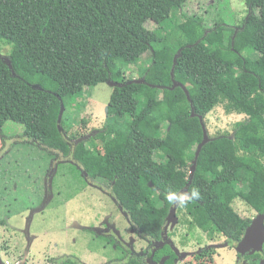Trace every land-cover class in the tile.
<instances>
[{
    "label": "trees",
    "instance_id": "16d2710c",
    "mask_svg": "<svg viewBox=\"0 0 264 264\" xmlns=\"http://www.w3.org/2000/svg\"><path fill=\"white\" fill-rule=\"evenodd\" d=\"M189 1L0 0V44L10 48L7 59L0 55V131L20 125L28 143L73 159L90 180L107 184L144 240L162 241L174 208L165 195L197 187L201 199L177 208L180 224L209 241L239 242L252 219L233 202L255 217L264 213V0H244L239 25L218 20L211 28L182 14ZM150 22L157 28L149 30ZM147 52L150 62L139 69ZM130 69L140 77L127 75ZM108 82L120 86L103 127L86 136L66 130L64 118L60 131L61 102ZM218 107L244 119L232 134L208 136L197 155L200 118ZM161 261L175 264L169 246L155 254Z\"/></svg>",
    "mask_w": 264,
    "mask_h": 264
},
{
    "label": "rangeland",
    "instance_id": "374dc122",
    "mask_svg": "<svg viewBox=\"0 0 264 264\" xmlns=\"http://www.w3.org/2000/svg\"><path fill=\"white\" fill-rule=\"evenodd\" d=\"M247 13L244 0H190L182 11L187 16L202 17L208 28L218 20L234 27ZM147 28L154 30L157 26L150 22ZM9 53L10 48L0 44V55L7 59ZM149 62L147 52L137 66L144 69ZM131 71L134 80L140 77L137 69H130L127 75ZM112 89L113 83L108 82L85 90L74 103L69 99L63 101L65 129L73 126L88 135L99 131L106 120ZM243 119L242 116H227L223 108L218 107L205 117L204 125L208 136L213 138L232 134L234 124ZM82 120L85 126L81 125ZM22 134L23 128L13 122L5 124L0 131V222L8 226L0 227V246L5 249L3 253L8 262L54 264L52 261L62 260L78 264H112L125 260L127 254L145 250V240L132 232L127 215L114 203L107 184L88 181L89 187L86 177L68 161H60L50 170V162L55 157L26 143ZM45 177H50L51 195L39 210L37 208L44 202ZM233 205L243 218H255L244 202L237 200ZM178 207L176 222L170 221L164 229V242L177 251L178 264L189 261L194 264L205 249L212 254V264H234V251L218 245L223 243V237L211 242L205 234L194 229V236L182 238L187 229L180 226L182 214L177 212ZM107 225L113 227L112 233L104 232ZM27 248L31 251L29 256ZM205 259L208 258L205 256Z\"/></svg>",
    "mask_w": 264,
    "mask_h": 264
},
{
    "label": "flooded vegetation",
    "instance_id": "af4514ba",
    "mask_svg": "<svg viewBox=\"0 0 264 264\" xmlns=\"http://www.w3.org/2000/svg\"><path fill=\"white\" fill-rule=\"evenodd\" d=\"M96 132L94 131L91 135H95ZM91 135H88L86 134V136H91ZM89 138V137H88ZM26 143H28L26 141ZM53 155V154H52ZM55 158L53 161L50 162V170L55 167L57 164H59L60 161H68V162H71L73 163L74 165H76V167L80 170V172L82 173L83 176L86 177L87 179V182H93L94 183V180H90V178H88V176L84 173V171L82 170V168L71 158H64L63 159H60V157H58L57 155H53ZM49 175V172L47 174V176ZM50 177L47 178L45 177L43 179V199H44V202L42 201V204L39 208L37 209H41L43 204L46 203V201L49 199L50 195H51V190H50V181H49ZM89 182H88V186H89ZM96 182V181H95ZM94 185V184H92ZM90 187V186H89ZM102 191V190H101ZM110 192V191H109ZM104 193V192H103ZM111 198L113 199V195L111 194V192L109 193ZM38 195V194H37ZM39 196V195H38ZM15 200V199H14ZM114 203L116 204L115 200H114ZM117 205V204H116ZM118 206V205H117ZM180 226H182L183 228H186L187 229V226L185 225H182L180 224ZM0 227H4V228H7V224L5 222H0ZM9 227H13V226H9ZM106 227H108L106 229V231H104L105 233H112L113 232V227L110 226V225H107ZM131 230V229H130ZM134 230V229H133ZM132 232H135L132 231ZM100 233V232H98ZM135 234L141 239V237L135 232ZM106 235V234H104ZM186 236H194V234H192V232L190 233L188 230H187V233L182 237H186ZM166 238V237H165ZM242 239V238H241ZM144 240V239H143ZM196 241V240H195ZM241 241V240H240ZM239 241V242H240ZM146 242V248L144 251H141L139 253H132L130 255L127 254V257L125 258V260L123 261H119V262H114L112 264H115V263H122V262H126L128 261L129 259H131L132 257H135V258H140L142 260V262H144L145 264H163V261L161 262H158V263H155L154 262V257H155V254L157 253V251L161 248L164 247V245L166 246H169L171 248V246L169 244H166L164 242V233H163V238H162V241L160 243H153V242H150V241H147L145 240ZM212 242V241H211ZM239 242H229L228 240L224 239L223 243L222 244H218L219 246H223L224 248H227V249H230V250H233L234 253H235V263L234 264H264V244H262L261 247H257V248H252L250 249L249 251L247 252H244L241 256H239L237 254V252L235 251V248H234V245L237 246V244H239ZM30 245H33L30 243ZM214 245V244H213ZM172 252L175 254L176 256V261H175V264H178V260H179V256H178V253L176 250H173L171 248ZM27 255L29 256L31 254V251L28 250L27 248ZM207 250H203L201 251V255L200 257H198V261L195 262L194 264H199L203 259H205V256L208 258V259H211L212 257V254L211 253H207L206 252ZM5 252V249L2 248V246H0V262L1 264H7L8 262V259L5 258L4 256V253ZM25 253V252H24ZM9 258V257H8ZM165 258H168V257H165ZM164 258V259H165ZM57 261V260H56ZM10 262V261H9ZM54 264H58L56 263L55 261H52ZM191 261H189L188 263L186 264H190ZM213 263V262H212ZM9 264H24L23 260L20 261V262H16V261H12L10 262Z\"/></svg>",
    "mask_w": 264,
    "mask_h": 264
},
{
    "label": "water",
    "instance_id": "95a60500",
    "mask_svg": "<svg viewBox=\"0 0 264 264\" xmlns=\"http://www.w3.org/2000/svg\"><path fill=\"white\" fill-rule=\"evenodd\" d=\"M132 82L138 83L140 81H132ZM115 86H120V85L113 83V87H115ZM175 86H178V85L175 84ZM34 88H38V87L35 86ZM64 110H65V108H64L63 102H61L60 112H59L58 121H57L58 128L60 131H62L60 128V124L62 121ZM192 116H193V114H192ZM203 122H204L203 119L200 118V123H201L202 129H203L204 139H203L202 144L197 149V155H198L199 151L201 150L202 146L207 141H209V137H208V134H207V131H206V128H205V125L203 124ZM80 141H82V140H80ZM50 153H52L53 155H57L58 157H60V159H63V155L61 153H57L56 151H53V150L50 151ZM194 172H195V163H193V166H192L191 171H190L191 176L193 175ZM184 192H187V191L185 190ZM176 207H174L170 211L169 216L167 218V223H169L170 221L176 222V220H175ZM262 244H264V213L257 215L254 219H252L249 227L245 230V233H244L241 241L239 242V244H237V246L234 245V248H235V251L237 252V254L239 256H241L244 252H247L252 248L255 249L257 247H261ZM0 264H1V262H0Z\"/></svg>",
    "mask_w": 264,
    "mask_h": 264
},
{
    "label": "clouds",
    "instance_id": "9594fccd",
    "mask_svg": "<svg viewBox=\"0 0 264 264\" xmlns=\"http://www.w3.org/2000/svg\"><path fill=\"white\" fill-rule=\"evenodd\" d=\"M199 199H201V192L197 187H192L189 189L188 192L185 193H176L169 191L165 195L166 202L173 207L176 206L183 207L186 205V203L189 200H199Z\"/></svg>",
    "mask_w": 264,
    "mask_h": 264
},
{
    "label": "built area",
    "instance_id": "2783aa9c",
    "mask_svg": "<svg viewBox=\"0 0 264 264\" xmlns=\"http://www.w3.org/2000/svg\"><path fill=\"white\" fill-rule=\"evenodd\" d=\"M10 262H7V264H9Z\"/></svg>",
    "mask_w": 264,
    "mask_h": 264
}]
</instances>
